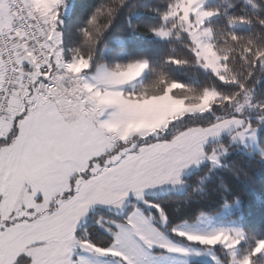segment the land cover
<instances>
[{"label":"snow or ice","instance_id":"obj_1","mask_svg":"<svg viewBox=\"0 0 264 264\" xmlns=\"http://www.w3.org/2000/svg\"><path fill=\"white\" fill-rule=\"evenodd\" d=\"M0 264H264V0H0Z\"/></svg>","mask_w":264,"mask_h":264}]
</instances>
